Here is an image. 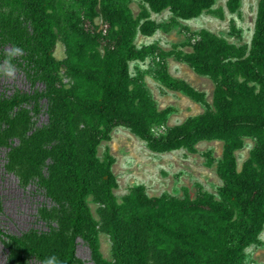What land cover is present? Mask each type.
<instances>
[{
	"label": "trees",
	"instance_id": "1",
	"mask_svg": "<svg viewBox=\"0 0 264 264\" xmlns=\"http://www.w3.org/2000/svg\"><path fill=\"white\" fill-rule=\"evenodd\" d=\"M131 0H0V63L13 45L24 55L17 65L32 86L7 93L0 87V151L5 168L23 185H34L51 202L39 208L45 230L8 235L0 229L11 264H32L55 254L63 264H85L76 255L87 243L94 264H245L246 249L259 244L264 229V0L259 1L250 45L230 42L209 29L192 30L180 20L205 11L223 19L214 0H144L137 17ZM241 0H228L235 13ZM171 13L157 23L151 12ZM184 29L192 51L139 47L138 33ZM235 32L236 25L231 24ZM65 47L58 58V43ZM175 56L215 83L213 100L169 72ZM150 58L154 76L206 109L168 125L170 108L160 109L130 62ZM41 84V87H39ZM47 120L38 124L41 114ZM117 126L129 128L155 152H197L202 141L223 142L217 161L222 185L213 194L150 196L137 185L119 200L115 158L103 141ZM255 140L238 167L236 151ZM207 164L216 159L206 153ZM90 198L99 206L97 219ZM111 239V259L101 250L100 232Z\"/></svg>",
	"mask_w": 264,
	"mask_h": 264
},
{
	"label": "rangeland",
	"instance_id": "2",
	"mask_svg": "<svg viewBox=\"0 0 264 264\" xmlns=\"http://www.w3.org/2000/svg\"><path fill=\"white\" fill-rule=\"evenodd\" d=\"M227 1L214 0L213 9L218 7L225 9L223 19L205 11L196 18L180 20L181 24L192 30L206 28L226 37L230 42L250 45L260 0H241L240 8L235 13L227 10ZM143 4L144 0H131L130 7L135 17L140 13ZM151 17L157 23H163L169 21L171 13L168 10L161 13L151 12ZM232 22L236 25L235 32L231 28ZM135 42L139 47L156 43L165 50L178 48L186 52L192 51L191 45L187 44L185 31L180 27H176L168 33L158 29L149 36L138 33ZM56 56L60 59L65 56V47L62 42L58 43ZM168 66L172 76L203 91L206 95V103H212L215 83L209 76L197 73L187 63L178 60L175 56L168 58ZM130 67L133 74L137 72V69L144 73L145 83L158 107L172 110L167 119L168 125L179 124L189 116L202 113L206 109L205 103L193 100L180 90L164 86L154 76V64L150 58L145 61H132ZM0 87L7 93H12L16 89L32 90L30 82L20 69H18L14 80L0 75ZM46 120V114L42 113L39 116L38 124L40 125ZM107 146L110 147L115 158L113 171L117 177L118 186L115 192L119 200H122L130 189L137 185H144L150 196H159L163 193L181 196L184 193V188H188L193 196L199 189L216 194L222 185V180L216 170L217 161L223 152L222 141H202L197 145L195 153L186 149L155 152L129 128L117 126L111 131V140L101 143L99 147L101 157L104 156ZM254 146L255 140L247 138L245 145L236 151L239 168L249 158ZM6 151V148H2L0 151V229L8 235H22L34 228L45 230L47 225L40 218L39 208L43 205H50L51 202L43 193L36 190L34 185H23L16 173L5 168ZM206 153H211L216 159V162L211 166L207 164ZM89 202L95 217L100 219V205L91 198ZM259 237V244L251 245L246 249L245 264H264V229ZM100 241L103 255L111 259L112 243L109 235L101 231ZM76 255L85 264H94L91 249L82 239H78ZM31 263L40 264L34 259ZM0 264H11L8 259V247L2 236H0Z\"/></svg>",
	"mask_w": 264,
	"mask_h": 264
},
{
	"label": "clouds",
	"instance_id": "3",
	"mask_svg": "<svg viewBox=\"0 0 264 264\" xmlns=\"http://www.w3.org/2000/svg\"><path fill=\"white\" fill-rule=\"evenodd\" d=\"M24 55V51L21 47L13 45L5 53V59L0 63V75L10 80L16 79L18 68L13 61L20 56ZM41 264H63V261L59 259L55 254L45 257Z\"/></svg>",
	"mask_w": 264,
	"mask_h": 264
}]
</instances>
